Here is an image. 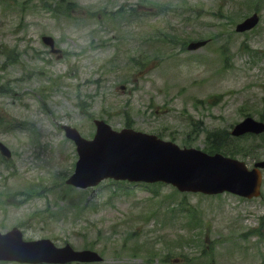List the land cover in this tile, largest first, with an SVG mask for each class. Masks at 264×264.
Listing matches in <instances>:
<instances>
[{
	"label": "rangeland",
	"instance_id": "obj_1",
	"mask_svg": "<svg viewBox=\"0 0 264 264\" xmlns=\"http://www.w3.org/2000/svg\"><path fill=\"white\" fill-rule=\"evenodd\" d=\"M57 1L0 0V140L12 152L7 162L0 157V230L17 225L26 239L48 237L75 248L92 244L103 252L102 264L142 259L128 249H115L128 229L150 243L162 240L170 261L181 250L197 255L206 248L207 255L200 258L204 264L210 256L217 264H264V172L258 198L191 194L203 241L187 238L179 247L170 243L177 223L136 221L145 205L157 204L143 187L105 183L82 193L68 189L70 195L61 198L65 187L60 181L76 154L59 127L68 123L89 137L94 131L90 117L102 115L113 128L130 120L136 129L180 145L187 137L202 147V132L188 135L204 128L230 129L242 113L264 115V4L255 30L235 33L228 15L235 11L239 20L250 13L253 7L246 0H65L72 3L68 15L56 11ZM140 1L169 6L133 22H111L104 16ZM42 34L53 36L62 57L49 53ZM119 36L130 53L141 47L157 57L137 71L127 61L130 53L122 54ZM204 38L202 47L184 48L188 41ZM239 144L250 145L247 139ZM169 190L165 185L160 192ZM259 225L261 234L249 232Z\"/></svg>",
	"mask_w": 264,
	"mask_h": 264
},
{
	"label": "water",
	"instance_id": "obj_2",
	"mask_svg": "<svg viewBox=\"0 0 264 264\" xmlns=\"http://www.w3.org/2000/svg\"><path fill=\"white\" fill-rule=\"evenodd\" d=\"M256 20L257 16L254 14L237 24V29H246ZM43 39L52 43L49 37ZM197 44L189 46L194 47ZM97 124L98 131L92 141L78 138L75 130L65 126L66 134L78 144L79 159L75 173L69 178V181L75 184L95 183L105 175H114L135 179L163 178L171 180L180 188L206 191L228 187L240 193L250 194L257 188V172L247 171L242 163L219 155L207 156L192 149L179 150L171 143L162 142L154 136L127 129L120 133L112 132L115 136H125V139L99 141L101 132L108 127L100 121ZM248 129L259 131L264 129V125L246 118L235 126L233 132L239 133ZM90 144H97V147L92 148L93 145ZM0 148L2 152L9 154L4 146L0 145ZM0 257L35 261L98 258L90 251L75 252L69 246L57 248L46 239L23 242L16 229L0 235Z\"/></svg>",
	"mask_w": 264,
	"mask_h": 264
},
{
	"label": "trees",
	"instance_id": "obj_3",
	"mask_svg": "<svg viewBox=\"0 0 264 264\" xmlns=\"http://www.w3.org/2000/svg\"><path fill=\"white\" fill-rule=\"evenodd\" d=\"M59 5L61 7V9L63 8V6H70V3H62V1L59 2ZM212 137H213V142H214V145L212 148H217V149H223L222 151H225V152H228L226 150L227 147L229 148V151L232 152L234 150V146H232L230 143L227 145H225L224 142H221V135L218 133V132H212Z\"/></svg>",
	"mask_w": 264,
	"mask_h": 264
}]
</instances>
